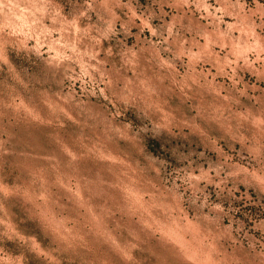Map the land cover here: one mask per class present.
<instances>
[{
    "label": "rangeland",
    "instance_id": "374dc122",
    "mask_svg": "<svg viewBox=\"0 0 264 264\" xmlns=\"http://www.w3.org/2000/svg\"><path fill=\"white\" fill-rule=\"evenodd\" d=\"M0 264H264V0H0Z\"/></svg>",
    "mask_w": 264,
    "mask_h": 264
}]
</instances>
